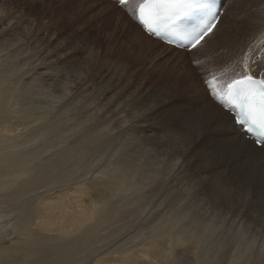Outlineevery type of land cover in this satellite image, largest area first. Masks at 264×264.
I'll list each match as a JSON object with an SVG mask.
<instances>
[{
	"label": "bare ground",
	"instance_id": "1",
	"mask_svg": "<svg viewBox=\"0 0 264 264\" xmlns=\"http://www.w3.org/2000/svg\"><path fill=\"white\" fill-rule=\"evenodd\" d=\"M101 1L112 6L109 0ZM82 5L78 7L84 12ZM10 24L0 18V27H10ZM220 25L218 23L191 53L213 37ZM115 28L120 29L119 21ZM260 28L258 24V30ZM26 30L10 43L0 41V209L10 202L17 205L10 206V219L0 222V264H185L184 258L192 249L205 250V264H264V213H259L258 221L254 220L253 224L246 220L248 212L245 211L235 217L238 220H233L232 204L233 197L238 201L245 199L248 204L256 198L264 199V148L245 140L233 118L202 100L200 95L183 101L189 106L182 111L184 121L181 112L180 117L177 115L179 120L163 118L159 128L153 129V118L162 116L161 111L175 104L170 102L171 95L178 91L169 89L168 84L162 87L164 93L161 88L163 94L158 95H148L142 82L131 89V128L128 127V134L124 133L128 138L120 135L119 130L115 131L112 124L95 121L99 119L101 104H90L81 113L85 116H79V101L84 93L80 81L90 76L85 75L87 70L77 74L73 83L60 82L57 90L37 78H24L31 74L26 71L18 74L21 76L19 79L17 76V80L13 77L17 69L10 70L9 66L17 56L11 49L18 43L20 49L17 47V50L22 49V38L29 32L31 37V31L26 33ZM121 32L126 38L138 40L141 48L145 47L135 35L125 34L124 29ZM143 35L151 43L160 42ZM263 45L264 37L256 53L248 58L253 74L264 72V57L259 51ZM24 59L26 56L20 58V68ZM41 60L32 61L30 67L39 70L44 66ZM231 66L242 68V61ZM228 69L226 65L218 66L214 75L221 78ZM149 97L157 101L153 104L148 101ZM148 105L152 106L151 110L139 115ZM70 109L73 116L68 112ZM66 113L74 122L79 118H85V123L93 121L91 127L86 124L90 128L85 129L87 133L94 130L97 134H86L87 139L81 134L70 143L60 134L48 137L55 120L62 119V114ZM122 117L124 124H121L125 127L129 120H125L128 118L125 115ZM95 125L101 128H92ZM114 132L123 139L130 138V149L118 150L119 156L115 153V158L106 162V166L99 160L95 169L102 165L100 177L93 178L95 169L84 174L79 172L81 164L96 149L97 138L109 137ZM82 137L85 140L80 143ZM223 140L233 145L232 152L227 158H214L210 149ZM121 188L124 195L119 201L127 200L124 203L115 201ZM26 196L31 199L28 203H25ZM221 198L227 199L222 202ZM261 199L257 201L264 204ZM135 219L146 229L145 235L141 227L133 235L137 230L131 227ZM142 221L146 222L145 226ZM120 223L133 230L117 236L119 229H114V225ZM193 256L189 257L196 261Z\"/></svg>",
	"mask_w": 264,
	"mask_h": 264
},
{
	"label": "rangeland",
	"instance_id": "2",
	"mask_svg": "<svg viewBox=\"0 0 264 264\" xmlns=\"http://www.w3.org/2000/svg\"><path fill=\"white\" fill-rule=\"evenodd\" d=\"M133 1H135L136 3H140L142 0ZM80 3L83 4L82 7L84 6V12L83 10H81L82 8L78 7ZM0 18L3 20L5 19L8 24L11 23L10 27L2 25L0 27V41L4 39L3 43L12 42L14 38H17L21 33H23L24 29H28V31H25L26 33L29 32V30L31 31L30 38V32L29 34L27 33L24 38H22L23 43L25 42L24 44L29 41L30 44L28 43V45L26 44L24 47L22 43V49L20 51V43L16 45L15 49H11V52L13 51L15 53L14 56L17 57H15L16 59H12V63L9 66L10 70H12L13 68L15 69L16 67L18 72V70H22L21 68H25H23V70L18 73L15 72L16 74L13 75L15 79L17 78L18 74L26 71V73H31L30 75L34 77L27 75V77L24 78H37L39 79V81L43 82V84H47L50 89L53 88V90H57L58 86L61 83H73L76 80L77 74L85 72L87 70L85 72V75L89 73L90 76L87 75L80 81L82 90H84L82 92L84 93L82 94V98L79 101L81 110H78H80V113H77H79V116H85L81 113L90 104H101L100 107H102L103 109H100L98 113L99 119H95V121H97L98 123L106 121L110 125L112 124L115 131L119 130L118 133H120V135L122 136L124 135V133H129L130 129L128 127L131 128L132 120L130 119L132 118V108L130 107H132L133 103V101H130V99L132 100V98H130L132 97L131 89L136 88V85L138 83L142 82L144 85H146L148 95H158L161 94L162 91L164 93V89L162 87H165L167 84L169 89L178 91L175 95H171L172 98L170 102L175 104L168 108V110L165 109L161 111L160 115L162 116L154 117L151 121V123H153L152 128L155 130L159 128V123L163 120V118H167L168 120H179L181 112L183 110L186 111V109H189L188 102L187 104L183 102L187 101L188 97L200 95L202 100H207L214 107L219 108L211 102L210 97L205 90L206 85L208 84L207 82L217 80L218 82H224L228 84L233 80L239 78L244 71L245 56L250 58L251 55H254L259 46V42L264 37V0L228 1L226 14L223 18H221L219 22L221 25L217 32L213 35V37L207 39V41L194 53L181 51L185 52L183 54H180L179 50H171L166 48L164 44H160V42L151 43L148 38H145L143 35L144 32H142L139 26L135 23L134 5H131V3L128 6L119 9L114 3H112V6H108L101 0H0ZM117 21L120 22L119 30L115 28V23ZM258 24H261L260 30H258ZM123 29L125 34H129L131 36L135 35L139 40L142 41L145 47L141 48L138 40L135 41L132 38L130 39L124 37L121 32ZM46 40H49V43ZM17 47L19 48L18 50ZM215 47L218 49H216ZM259 51L260 53H263L262 57H264V45L259 49ZM13 52L12 54H14ZM60 55L63 56L61 57ZM24 56H26L27 60H23L20 68V58ZM48 57L49 59H47ZM38 59H42L41 63H43L44 66H41L39 70L32 66L30 67L31 63H33L34 61H38ZM54 59L58 64L54 63ZM238 60L242 61V68L231 66ZM51 62H53V64H50ZM88 64L90 65L88 66ZM224 65L229 67V69L226 70L227 73L221 78L214 75V71L216 70V68L218 66L222 68ZM248 65L251 67V64L249 62ZM87 66L90 68H88ZM94 70L97 71V73L94 72ZM21 75L18 76V79ZM91 76H93L94 78H92ZM86 78L87 80L85 81ZM90 78L93 80V82L92 80H90ZM109 78L112 80H110ZM85 86H87V88ZM194 89H196V92L193 91ZM191 91H193V93H191ZM114 97L117 99L115 100ZM148 101L154 104L157 100L155 98L153 99V97H149ZM116 103L117 105H115ZM84 104H87V106H84ZM94 104L93 106H95ZM118 104H122V106H119ZM126 104L128 108L127 106H125ZM71 109L68 110L69 113H71ZM125 110L128 112H125ZM72 113L71 115L73 116ZM123 114L128 117L125 120H129L128 124H126L125 127L122 126V124H124V120H122V116H124ZM172 115H174V117ZM62 116V119L55 120L56 123L54 125V128L52 129L53 132L48 135V137H53L55 134H60V136L62 137H67L70 143L74 141L78 137V135L82 134L81 136H85L86 138L88 134L97 132L92 130V132L90 131L89 133H87L86 131L87 128L91 127L90 125L93 123V121H88L85 123V118H79L78 121L74 122L69 117L68 113L62 114ZM182 116V121H184L185 117L183 112ZM68 117L69 121L71 122L68 121ZM115 121L118 123H116ZM119 122L120 125H118ZM79 123L80 125H78ZM84 125H86V127ZM108 127H106L105 129H107ZM179 127H181V125H179ZM92 128L100 129L101 127L95 125ZM61 130H63V132H60ZM102 130H100L99 133ZM121 130H123L124 132L122 131L121 133ZM118 133L114 132L109 137L101 136L97 138V140L95 138L94 140H96V149H93L90 158L86 159L83 162L87 163L81 164L82 168L79 172H82V174L87 171L89 172L90 170L95 169V166H98L99 162H101L100 164H102V161L103 166H106V162L108 164V162H111L113 156L115 158V153L116 156H119L117 153L118 150L123 151L124 149H130V138L123 139V137ZM114 134L118 136L116 137L115 135L114 137ZM124 137L128 138L129 135L126 136L125 134ZM85 138L82 137L79 140L80 143L83 142ZM101 170L102 165H100L98 169L94 171V174H92L93 178L95 176L100 177ZM123 189H120V193L116 195L115 199L117 200L115 201L121 203L127 201H119V198L124 195V193L122 192ZM26 197L27 198L25 199V203L30 202L31 199H28V196ZM235 198L236 197H233L232 199V204L234 205L233 220H238L236 218L241 214V212L245 211L248 212V215H246V220H249L250 223L253 224L254 220L258 221V214L264 213V204L257 201V199L261 198H256V200L254 198H251L254 199L251 204H248L245 199H241L238 201L235 200ZM126 199L128 198L126 197ZM226 199L227 198H221L220 200L222 202H225ZM261 200L264 201V199ZM118 202H116L115 204H117ZM10 203L9 205H2L3 208L0 209L1 223H4V220L7 221V219L5 218H8V220L10 219L9 211L11 210V207L14 208L15 206H17L12 202ZM223 207L224 209H226L225 206ZM248 207L249 209H247ZM253 211L256 212L252 213ZM188 218L190 221L191 218ZM142 222L143 226H145L146 222ZM1 223L0 225H2ZM120 224L118 226L117 224L114 225V229L118 228L120 231H118L119 234L117 232V236H123L124 233L126 234L127 232L133 230L126 224ZM133 224L134 225H131V227L133 226V228H143L139 219L134 221ZM227 227L228 225L226 226V228ZM143 229L141 230L143 231ZM139 231L140 229H137L133 235L137 234ZM146 233L147 231L146 229H144L143 234L145 235ZM133 240H138L137 242H139L140 239ZM200 252L204 253L200 254L199 256L198 254ZM205 255V250L198 249L197 251L196 249H192L187 252V257L185 256L184 258L185 264H205ZM189 256H193L196 261L191 260ZM200 257H202L203 260ZM188 259L190 262L188 261Z\"/></svg>",
	"mask_w": 264,
	"mask_h": 264
},
{
	"label": "snow or ice",
	"instance_id": "3",
	"mask_svg": "<svg viewBox=\"0 0 264 264\" xmlns=\"http://www.w3.org/2000/svg\"><path fill=\"white\" fill-rule=\"evenodd\" d=\"M124 5L128 0H119ZM200 9L208 17L202 28L191 37V46L196 48L208 36L218 23V12L215 11L214 0H143L138 7L137 19L149 34L161 35L158 21L166 15H179L187 9ZM171 42V41H169ZM259 77V78H258ZM207 83L211 84V81ZM227 99L217 96L225 106L239 109L236 119L241 125L248 124V131L255 132L256 143L264 145V72L253 74L248 67V57L244 58V71L238 79L229 85ZM151 105L144 108L139 115L150 111ZM257 117L260 118L258 121ZM193 121L195 117L192 118ZM201 128L203 122L201 121ZM233 145L223 140L212 146L211 155L214 158H227Z\"/></svg>",
	"mask_w": 264,
	"mask_h": 264
}]
</instances>
